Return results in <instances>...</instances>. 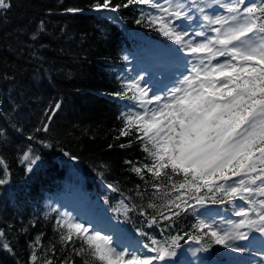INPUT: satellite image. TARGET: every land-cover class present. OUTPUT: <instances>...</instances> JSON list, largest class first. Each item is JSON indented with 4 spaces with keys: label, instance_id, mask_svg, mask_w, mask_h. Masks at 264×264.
<instances>
[{
    "label": "trees",
    "instance_id": "1",
    "mask_svg": "<svg viewBox=\"0 0 264 264\" xmlns=\"http://www.w3.org/2000/svg\"><path fill=\"white\" fill-rule=\"evenodd\" d=\"M126 2L112 0L113 4ZM97 3L102 0H11L10 10H0V73L15 76L11 81L0 79V128L5 130L0 157L11 173L10 182L0 186V230L7 233L13 246L11 253L0 250V264H30L33 251L41 261L52 259L53 264H94L87 253L77 255L71 245L59 241L56 220L57 212H62L61 196L74 198L91 213H106L142 245L149 238L163 241L180 236L179 248L188 242L198 243L190 237L202 235L195 227L202 209H232L229 203L207 199L195 212L163 220L156 209L147 207L155 203L169 214L162 206L164 199L157 198L163 197L166 189L157 192L152 186L167 184V180L163 175L160 181L153 180L146 170L142 180L125 163L133 161L140 166L151 162L146 161L135 128L131 135L120 136L123 117L137 111L136 90L127 88L126 76L133 58L146 62L149 54L166 53L172 41L146 22L153 14L149 7L131 5L113 13L95 10ZM67 9L81 11L70 13ZM141 19L144 22L137 23ZM40 21L45 22L46 32L33 42L29 36ZM41 44L44 47H39ZM33 47L39 52L38 59L32 57ZM56 101L61 108L49 131L36 132L46 121V110ZM29 135L35 139L29 141ZM30 144L40 156L31 172L26 171L27 162H20ZM122 144L125 147H120ZM165 171L170 173V169ZM173 179L179 181L182 176ZM108 184L119 191L112 192ZM178 194L172 192L171 196ZM122 199L133 209L127 215L118 210ZM151 216L157 217L158 224L149 227ZM37 237L40 242L34 244ZM53 244L54 253L48 251ZM198 244L202 249L211 245L205 252L212 261L225 259L222 246L213 244L210 237H202ZM79 246L76 241L75 247Z\"/></svg>",
    "mask_w": 264,
    "mask_h": 264
},
{
    "label": "snow or ice",
    "instance_id": "2",
    "mask_svg": "<svg viewBox=\"0 0 264 264\" xmlns=\"http://www.w3.org/2000/svg\"><path fill=\"white\" fill-rule=\"evenodd\" d=\"M212 3L222 11L214 10V14L209 15L205 13V7L211 5L201 7L198 0H190L188 4L182 0H164L163 4L159 0H127L124 4L102 0L95 5V10L115 13L121 7L149 6L157 14H149L146 22L180 46L176 50L178 53L186 52L197 57L198 62L192 64L188 74L183 75L164 96L154 93L145 100L149 89L141 88L136 80L127 85L129 90H137L135 98L140 100L143 111L123 117L120 136L131 135L135 128L136 139L147 153L146 161L151 162L140 166L133 161L125 163L130 164L132 171L142 180L145 170L152 174L153 180L160 181L162 175L166 178L167 184L154 183L152 186L157 192L166 189L163 197L157 198L164 199L162 206L169 214L159 210L161 205L151 202L147 205L156 209L163 220H171L190 210L195 212L196 206L202 208L207 199L212 203L232 204L233 214L241 219L225 220L227 227L223 229L214 219L211 222L206 218L199 219L195 227L202 235L190 239L199 243L202 237H210L215 245L245 253L249 245L234 246L232 243L249 240L250 232L241 229L264 235V0L258 3L256 0H212ZM10 8L11 0H0V10L6 12ZM193 8L203 14L207 25H214L210 28L214 34H206L203 30L194 33L195 37H203L199 41L186 39L189 32L184 22L193 19L190 15ZM66 11L76 13L81 10ZM141 22L144 20H137V23ZM200 27L203 29L204 25ZM45 32V22L40 21L29 39L36 42ZM31 52L33 58H39L35 47ZM220 57L224 59H218ZM0 79L11 81L15 76L4 72L0 73ZM153 101L156 107H145ZM60 108L61 103L56 101L46 110V121L35 131L47 133ZM4 132L0 128V138L4 137ZM27 139L32 141L35 137L29 135ZM38 142L50 146L45 141ZM38 160L40 156L35 155L30 144L20 162H27L26 171L31 172ZM166 169H170V173ZM0 173V186L8 184L11 173L2 157ZM174 176H182V180L176 181ZM107 188L112 192L119 191L113 184H108ZM172 192L179 194L172 198ZM152 195L157 196V193ZM119 203L121 208L118 210L124 215L133 210L123 199ZM57 216L61 244L71 245L77 255L87 253L94 264H167L168 258L176 256L175 249L180 247V236L163 241L149 238L148 243L142 246L138 243L136 247L121 245L112 234H102L100 229L81 222L70 213L57 212ZM157 224V217L151 216L149 227ZM140 234L148 235L145 232ZM76 241L80 242L79 248L75 247ZM39 242L37 237L34 244ZM210 246L203 250L207 252ZM55 247L53 244L48 251L54 253ZM0 250L13 251L4 230H0ZM29 261L30 264H53L52 259L41 261L36 251L30 254ZM65 264L72 262L66 261Z\"/></svg>",
    "mask_w": 264,
    "mask_h": 264
},
{
    "label": "rangeland",
    "instance_id": "3",
    "mask_svg": "<svg viewBox=\"0 0 264 264\" xmlns=\"http://www.w3.org/2000/svg\"><path fill=\"white\" fill-rule=\"evenodd\" d=\"M160 3H164V0H159ZM185 4H188L190 0H182ZM201 7L210 4V7H205V13L209 15L216 12L222 11L219 6L212 3V0H198ZM149 7V6H147ZM150 8V7H149ZM151 9V8H150ZM153 14H157L155 9H151ZM190 15L193 19L184 23L186 25V30L189 32V37L186 39L199 41L203 37H195L194 33L198 31H205L206 34H214L210 32V28L214 25H207V22L203 20V14L196 11L195 8L192 9ZM200 25H204L201 29ZM180 46L176 45L173 41L171 46L165 49L166 53H160L159 56H168L163 59H158L155 55H147V60L149 62H139L138 59H133L128 66V75L126 76V83L129 84L132 80L140 82L141 88L149 89L148 96L144 99H150L155 93L157 95L164 96L168 89L177 85L178 81L183 78V75L188 74V70L191 68L192 64L197 63V57L188 55L186 52H177L176 50ZM175 57V61L173 58ZM223 60V57L218 58ZM215 62V61H214ZM137 93V90H136ZM156 102L153 101L151 104H146L145 107L151 109L156 107ZM137 111H143L140 106V100L137 99V104H135ZM62 204L59 206L62 212H67L72 214L81 220V222L88 223L91 227L98 228L102 231V234H112L114 238L121 244L131 247H136L138 242L132 240L127 231L118 225L115 221H112L106 214L100 212L92 215L91 211L84 209V207L74 198L68 196H61L60 200ZM239 203V202H237ZM232 209L230 212L223 211H209V209H202L199 214V219H207L211 222L212 219L220 226V228H226L227 225L224 223L225 220H239L240 217H236L234 212V207L231 204ZM244 232H250L249 240H236L232 243L235 245H249V250L245 253H238L232 249H225L222 247V256L225 258L221 263H215L210 260L209 256L200 248V246L195 242H189L183 247L175 250L176 256L168 258L167 264H260L264 261V235L258 232L250 231L248 229H241ZM255 237L253 241L252 238ZM251 242V243H250ZM140 244V243H139ZM142 246V245H141ZM146 251V250H145ZM153 255V253H148ZM159 264V262H157Z\"/></svg>",
    "mask_w": 264,
    "mask_h": 264
},
{
    "label": "bare ground",
    "instance_id": "4",
    "mask_svg": "<svg viewBox=\"0 0 264 264\" xmlns=\"http://www.w3.org/2000/svg\"><path fill=\"white\" fill-rule=\"evenodd\" d=\"M237 264H244V263H237Z\"/></svg>",
    "mask_w": 264,
    "mask_h": 264
}]
</instances>
